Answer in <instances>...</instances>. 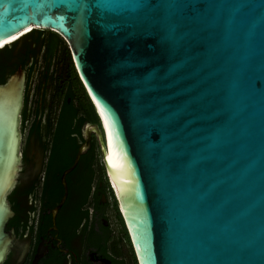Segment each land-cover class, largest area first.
Returning a JSON list of instances; mask_svg holds the SVG:
<instances>
[{
  "label": "water",
  "instance_id": "1",
  "mask_svg": "<svg viewBox=\"0 0 264 264\" xmlns=\"http://www.w3.org/2000/svg\"><path fill=\"white\" fill-rule=\"evenodd\" d=\"M37 28L67 41L98 117L54 217L94 134L139 264H264V0H0V44ZM25 80L0 84V264Z\"/></svg>",
  "mask_w": 264,
  "mask_h": 264
},
{
  "label": "flooded vegetation",
  "instance_id": "2",
  "mask_svg": "<svg viewBox=\"0 0 264 264\" xmlns=\"http://www.w3.org/2000/svg\"><path fill=\"white\" fill-rule=\"evenodd\" d=\"M17 39L0 46L9 44L0 49V61L26 74L21 169L8 197L14 216L7 229L16 237L3 264H139L94 134L66 174L67 198L54 217L64 195L62 176L96 111L62 36L37 28ZM63 118L68 124L61 125ZM51 180L62 187L56 196Z\"/></svg>",
  "mask_w": 264,
  "mask_h": 264
},
{
  "label": "trees",
  "instance_id": "3",
  "mask_svg": "<svg viewBox=\"0 0 264 264\" xmlns=\"http://www.w3.org/2000/svg\"><path fill=\"white\" fill-rule=\"evenodd\" d=\"M15 71H16V68L13 67L10 64V62L0 61V84H4L6 82V80L9 78V76L12 75ZM88 118L92 121L98 122V117H97L96 113L94 112V110L91 112V114L88 116ZM68 121H69L68 119L63 118V120L61 121V125L68 124ZM50 182L53 184L52 187H50V189H53V187L55 188L56 191H55V193L54 192L53 193L56 196L58 191L62 190L61 189L62 187L59 184V181H57V180H51ZM16 190H17V187H15V189L12 192L14 193ZM52 197H53V195H52ZM81 197H83V196L79 197L80 200H81Z\"/></svg>",
  "mask_w": 264,
  "mask_h": 264
},
{
  "label": "bare ground",
  "instance_id": "4",
  "mask_svg": "<svg viewBox=\"0 0 264 264\" xmlns=\"http://www.w3.org/2000/svg\"><path fill=\"white\" fill-rule=\"evenodd\" d=\"M8 41H9V40H7V41L1 43L0 46L3 45V44H5V43L8 42ZM97 110H98V108H97ZM98 111H99V110H98ZM99 113H100V112H99ZM108 160H109V162H110L111 164H114V160H113L112 154L109 155ZM111 183H112V187L115 189L114 182L111 181Z\"/></svg>",
  "mask_w": 264,
  "mask_h": 264
},
{
  "label": "rangeland",
  "instance_id": "5",
  "mask_svg": "<svg viewBox=\"0 0 264 264\" xmlns=\"http://www.w3.org/2000/svg\"><path fill=\"white\" fill-rule=\"evenodd\" d=\"M109 186H110V185H109ZM111 192H112V194L114 195V193H113L112 189H111ZM110 215H112V213H110ZM111 218H113V216H111Z\"/></svg>",
  "mask_w": 264,
  "mask_h": 264
}]
</instances>
